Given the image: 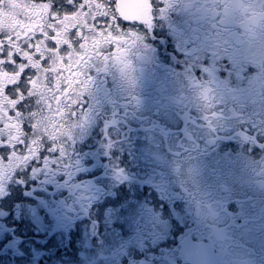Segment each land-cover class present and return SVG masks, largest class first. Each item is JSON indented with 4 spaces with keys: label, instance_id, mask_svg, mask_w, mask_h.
I'll use <instances>...</instances> for the list:
<instances>
[{
    "label": "flooded vegetation",
    "instance_id": "af4514ba",
    "mask_svg": "<svg viewBox=\"0 0 264 264\" xmlns=\"http://www.w3.org/2000/svg\"><path fill=\"white\" fill-rule=\"evenodd\" d=\"M0 264H264V0H0Z\"/></svg>",
    "mask_w": 264,
    "mask_h": 264
}]
</instances>
